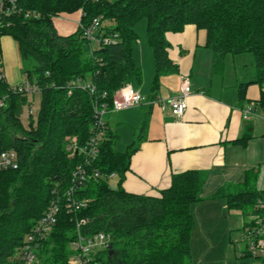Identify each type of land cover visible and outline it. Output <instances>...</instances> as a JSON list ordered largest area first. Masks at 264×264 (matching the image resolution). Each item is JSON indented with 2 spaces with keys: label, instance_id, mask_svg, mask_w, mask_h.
I'll use <instances>...</instances> for the list:
<instances>
[{
  "label": "trees",
  "instance_id": "16d2710c",
  "mask_svg": "<svg viewBox=\"0 0 264 264\" xmlns=\"http://www.w3.org/2000/svg\"><path fill=\"white\" fill-rule=\"evenodd\" d=\"M23 11L15 14L11 25L0 34V66L3 36L18 44L26 78L40 86L42 102L28 125L22 120L30 97L13 93L7 81L0 80V97L7 104L0 112V148L14 150L19 166L0 171V264H14L13 258L25 236L57 202V224L44 241L37 264H69L72 243L77 238L78 222L84 234L105 232L111 236L112 249L100 252L97 264H193V204L201 199L205 173L188 170L175 173L170 187L159 195L127 191L123 187L131 167L132 154L116 149L118 135L108 124L101 152L93 166L102 175L115 173L116 187L109 178L88 180L74 193L79 203L72 208L66 192L73 185V173L82 162L68 146L73 140L84 145L92 133L93 101L105 93L107 100L133 79L140 80L141 68L134 59L138 39L135 26L146 19L148 42L153 48L156 77L153 99L158 94L162 74L175 70L169 56L168 32H180L187 25L207 33L206 46L214 54V67L221 71L228 53H252L257 79L264 84V0H18ZM24 11L38 17L27 18ZM80 13L83 25L94 18L102 20L104 36L118 40L96 45L83 36L77 25L72 34H63L56 18ZM67 13V14H65ZM82 78L95 85V92L73 88L71 82ZM69 85V86H68ZM69 91H71L69 93ZM245 96V87L239 90ZM259 103L264 106V90ZM148 123L143 124L144 130ZM143 135L140 137V141ZM248 138L239 139L243 144ZM215 197L227 198L228 207L243 213H257L255 204L264 199V190L255 186V173L247 172L241 185L220 188ZM85 202L84 206L80 204ZM252 225L250 219L242 231ZM264 264V258L261 261Z\"/></svg>",
  "mask_w": 264,
  "mask_h": 264
},
{
  "label": "crops",
  "instance_id": "0c3cea01",
  "mask_svg": "<svg viewBox=\"0 0 264 264\" xmlns=\"http://www.w3.org/2000/svg\"><path fill=\"white\" fill-rule=\"evenodd\" d=\"M80 16L78 12L56 18L58 29L65 32L77 29ZM167 40L170 43L169 56L176 69L160 76L157 97L167 101L179 92L182 79L188 78L192 88L188 108L181 118L163 109L159 102L117 111L118 129L110 127L117 133L118 140L122 130L129 136L127 139L122 135L126 144H123L124 150L117 149L119 152L127 151L134 143L133 128L141 118L148 116L146 134L132 154L123 187L133 193L159 195L162 189L170 187L173 174L201 171L206 179L202 199L192 206L194 221L197 217L196 222L202 226H215L224 221L230 231V242H242V229L252 213L232 210L226 197L214 195L222 187L243 184L250 170L255 173L256 188L264 190V120L260 117L264 106L259 103L263 87L255 83V57L228 53L223 69L216 71L213 51L206 46L205 30L187 25L183 31L168 32ZM1 43L6 80L11 86L19 84L24 78L18 75L12 61L16 59L17 50L20 54L18 44L9 35L3 36ZM138 43L139 36L134 44V59L141 68L142 77L133 79L131 84L142 95L150 97L156 77L155 58L153 54L152 67L149 57V74H146L141 65L144 54ZM242 86L245 87L244 97L239 96ZM249 102L259 103L258 114L251 120H245L241 109ZM244 137L248 138L245 144L239 141ZM233 231L237 232L236 239ZM194 251L192 242V257ZM241 253L243 256V250ZM240 264L247 262L242 260Z\"/></svg>",
  "mask_w": 264,
  "mask_h": 264
},
{
  "label": "built area",
  "instance_id": "2783aa9c",
  "mask_svg": "<svg viewBox=\"0 0 264 264\" xmlns=\"http://www.w3.org/2000/svg\"><path fill=\"white\" fill-rule=\"evenodd\" d=\"M23 8L18 0H0V34L4 29L11 25V18L20 12ZM27 18L38 17L40 14L35 11H24ZM79 26L83 30V36L93 44L100 45L101 43L108 45L113 44L118 40L117 34L113 37L104 36L101 31L102 20L96 17L93 21L85 26L81 20L78 21ZM0 80H6L3 67L0 66ZM69 86V85H68ZM77 87L84 90L95 92V85L91 81H86L78 78L71 82L69 87ZM264 90V84L262 85ZM13 93H22L28 95L31 99L27 105L28 115H36L34 109V99L32 97L40 92V86L35 82L25 78L22 82L10 86ZM71 91H69L70 93ZM192 88L190 80L183 78L179 92L173 97L164 100L160 96L150 99L144 96L131 83H128L116 91L112 100L106 99L104 93L101 98L96 97L93 101V124L92 133L86 144L79 145L77 142H71L68 146L72 155L79 154L82 162L78 164L73 173V185L66 192L69 196L70 206L74 208L79 203L74 198L75 191L88 180L98 177H106L113 179L115 173L110 175H102L101 172L93 166L101 152V145L104 142L108 129L106 120L107 114L117 112L124 109L137 107L143 104H154L159 102L163 109H168L175 117L181 118L187 108L188 99L191 95ZM7 104V96L0 97V112ZM258 102H249L242 107L243 119L251 120L257 116ZM264 120V109L260 116ZM19 166L18 154L14 150H3L0 148V171L6 169H16ZM85 202L80 205L84 206ZM257 213L250 216L252 225H249L242 233V241L246 244V249L243 251V256H251L252 264H261L264 258V199L259 198L255 204ZM59 206L57 202H52L46 213L35 224L33 229L25 236L23 244L17 250L13 258L14 264H37L38 254L42 248L44 241L51 235L56 224ZM89 220L82 219L78 222V235L72 243L73 253L69 258V264H97L94 261L97 254L108 250L111 244V236L105 232H96L94 234H84L80 231V227L85 225Z\"/></svg>",
  "mask_w": 264,
  "mask_h": 264
},
{
  "label": "rangeland",
  "instance_id": "374dc122",
  "mask_svg": "<svg viewBox=\"0 0 264 264\" xmlns=\"http://www.w3.org/2000/svg\"><path fill=\"white\" fill-rule=\"evenodd\" d=\"M67 14V13H65ZM146 19H143L140 21L136 26V31L139 36V43L138 48L141 50V53L144 54L143 63L141 64L143 69L145 70L146 74H149V57L152 59V67H153V50L149 46L147 42V30H146ZM57 25V23H56ZM75 28L72 31H63L59 29V31L63 34H72L76 31ZM15 44V43H13ZM250 56L252 53H245ZM148 57V58H147ZM9 60L10 58L7 57ZM15 60H12L15 62L16 65V72L18 75L22 78H26V75L24 74V69L28 66L27 62L22 60L18 50L17 55H15ZM5 63L8 64L6 57L4 58ZM138 87L140 84L137 85ZM34 99V109L36 110V115H32L34 117L37 116L38 111L41 106L42 102V94L41 92H37ZM140 106H144L140 105ZM137 106V107H140ZM126 111V109H124ZM142 111V110H141ZM144 111V110H143ZM119 112V111H118ZM118 112H111L107 114L106 120L114 129H118L117 124V118L119 113ZM145 112V111H144ZM27 107L25 108L24 116H22V120L25 125H28L29 122V115H28ZM147 122L148 123V116H144L140 119L139 124L135 125L133 128L134 135H132V139H134L135 146L140 144V137L142 135L146 134L147 130H144L143 124ZM125 134H123V133ZM122 135L129 139V136L127 135V132L125 130H122ZM121 135V138L117 139V146L116 149L118 150H124L125 138ZM119 138V137H118ZM127 142V141H126ZM124 144V145H123ZM118 183L117 178H113L110 180V184L113 187H116ZM197 219V217H196ZM196 219L194 221L193 226V232H192V242L194 243V253H193V264H240V261L245 260L247 264H252L253 259L251 256H242L241 251L246 249V244L244 241L242 242H230V231L226 229V224L224 221L217 223L215 226H202L201 223L196 222ZM228 232H227V231ZM233 237L236 239L237 232L233 231Z\"/></svg>",
  "mask_w": 264,
  "mask_h": 264
},
{
  "label": "water",
  "instance_id": "95a60500",
  "mask_svg": "<svg viewBox=\"0 0 264 264\" xmlns=\"http://www.w3.org/2000/svg\"><path fill=\"white\" fill-rule=\"evenodd\" d=\"M112 247H113V244L111 243V244L109 245V250L112 249Z\"/></svg>",
  "mask_w": 264,
  "mask_h": 264
}]
</instances>
